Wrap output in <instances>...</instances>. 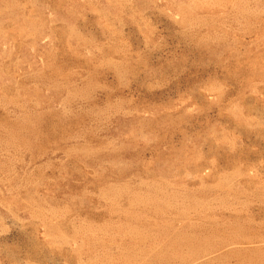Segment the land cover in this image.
I'll return each instance as SVG.
<instances>
[{"label": "rangeland", "instance_id": "374dc122", "mask_svg": "<svg viewBox=\"0 0 264 264\" xmlns=\"http://www.w3.org/2000/svg\"><path fill=\"white\" fill-rule=\"evenodd\" d=\"M0 264H264V0H0Z\"/></svg>", "mask_w": 264, "mask_h": 264}]
</instances>
